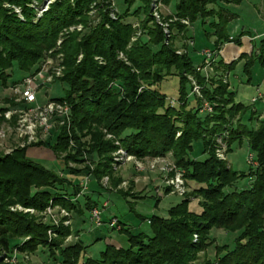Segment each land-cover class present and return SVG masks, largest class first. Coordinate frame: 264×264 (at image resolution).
<instances>
[{"label":"trees","instance_id":"1","mask_svg":"<svg viewBox=\"0 0 264 264\" xmlns=\"http://www.w3.org/2000/svg\"><path fill=\"white\" fill-rule=\"evenodd\" d=\"M170 1L174 3L175 17L190 25L198 19L203 25L209 19L215 37L212 51L220 50L226 43L241 46L243 32L231 39L226 34V25L234 18L219 5L226 0H165L166 4ZM93 2L54 0L37 18L36 8L44 0H0V85H16L34 73L42 56L40 47L50 49L61 29L85 23V14ZM122 4L125 10L116 11L115 20L102 12L103 23L81 41L76 42L75 34L70 36L65 48L66 71L56 81L66 86V91L51 100L68 104L74 139H78L76 132L86 129L92 142L88 153L106 155L108 162L98 164V178L104 173L102 169H109L108 154L116 149L112 141L103 140L98 131L102 128L118 140L128 155L143 158L169 154L176 168L183 171L186 185L194 186L191 193L200 199L199 210H190L189 201L183 200L168 210L167 218L151 217L149 233H132L115 217L105 221L100 218L110 231L125 235L128 247L108 244L97 257L85 258L90 245L78 238L85 233L82 228L73 232L76 242L62 248L63 240L72 233L68 228H55L36 216L10 211L9 206L15 204L36 213L48 206H59L83 216L86 211L90 214L93 208H99L89 190L79 196L81 175L77 171L69 170L66 176H59L28 160L24 149L16 156L0 158V253L4 255L1 258L0 254V263L16 247L18 252L28 254L42 248L52 264H264V117L258 119L252 110L245 118L247 107L234 102L235 92L230 90L229 81L223 80L225 73L234 70L240 61L244 62L242 71L248 83L254 65L264 70V39L254 42L249 54L242 53L229 63L219 55L213 63L212 76L206 78L202 72H195L185 54L177 55L172 46L164 45L162 29L148 17V0H120L119 6ZM103 5L110 7L109 2ZM141 14L144 38L131 42L134 31L127 19ZM169 27L177 32L188 31L179 22ZM119 52L127 63L118 59ZM79 53L82 59L76 63ZM95 56L102 58L104 64H98ZM16 72L22 78L8 83ZM190 75L200 86L201 99L191 94L187 79ZM170 76L178 81L176 97L160 90ZM204 102L211 112L202 110ZM243 139L255 167L237 172L226 160H220L216 151L222 148L228 156ZM66 142L67 136L61 133L55 145L48 144L46 148L57 154ZM245 179L249 184L238 189L239 182ZM94 182L99 187L97 178ZM118 195L126 198L122 192ZM112 220H116V225L110 227ZM50 228L57 237L48 239ZM212 229L236 233L234 245H215V259H200V253L204 255L213 245L209 236ZM21 238L26 239L19 243Z\"/></svg>","mask_w":264,"mask_h":264},{"label":"rangeland","instance_id":"2","mask_svg":"<svg viewBox=\"0 0 264 264\" xmlns=\"http://www.w3.org/2000/svg\"><path fill=\"white\" fill-rule=\"evenodd\" d=\"M53 1L54 0H44V3L40 6V8H42V13L47 10L49 4ZM107 1L110 7L103 8V3H108ZM107 1L94 0L85 14V23L78 22L61 29L56 37L54 46L50 49L45 50V45L40 47L42 56L37 70L44 62H47V74L51 79L47 81L44 76L37 80L39 88L35 92V96L39 106H44L51 99L62 97L66 91V86L56 81L60 80L66 71L65 48L68 46L70 36L75 34L76 42H79L87 36L94 27L103 23V13H106L111 20H115L116 11L123 12V10H125L123 4L119 6L120 0ZM148 1V17L162 29L164 34V45L172 46L177 55L185 54L190 59L196 73L202 72L206 78L212 76V72L209 69L203 68V63L199 65L201 61L203 62L204 50L202 51V48L210 50L214 48L212 43L214 37L212 36V32L214 29L208 23L209 19H207L203 25L199 19L193 22L192 28L188 31L189 35L192 36V38H190L187 36L186 32H177L175 29L171 30L169 27L179 22L184 25L187 30L190 28L189 21L178 19L173 14L172 6L174 3L172 1H170L169 4H166L165 0ZM257 3L258 0H240L239 2L226 0L220 2L219 5L239 15L238 19L240 22H236L238 26L242 27V25H247L251 29L264 31V22L258 17L254 7H251V5ZM35 5L36 4L33 3L32 6ZM4 6L7 8L10 7L8 4H4ZM136 6L135 4L133 8ZM40 8H36L37 18L41 16L38 12ZM13 11L18 13L19 9L13 7ZM143 18V14H141L138 18L133 16L127 19V21L132 24L134 31L131 42H134L137 38H144L145 31L142 29L140 23ZM229 25V23L226 25V31H228ZM209 37L211 38L209 39ZM192 45L195 46V51ZM236 50L237 47L235 44L225 46L221 53L223 60L225 62L232 61ZM76 59V63L81 61L82 54L79 53ZM118 59L127 63L126 57L122 52L118 53ZM94 60L98 62V64H104L102 58L98 56H95ZM242 65L241 63L236 66L234 70L226 72L225 76H223V80L227 83L229 81L230 87H233L235 92L234 102L241 103L247 107L245 113V118H247L250 116L253 106L256 110H263L264 108V100H259L258 103L251 105V107L248 102L250 98L256 97L258 93L264 98V78H257L258 74H256V83L259 86L247 85V78L242 71ZM258 70L259 68L256 67L255 73H258L256 72ZM21 78V74L16 72L13 77L9 78L8 83L20 80ZM187 79L192 88L191 94L200 98L201 90L195 78L190 75ZM238 80L242 81V83H237ZM177 82V78L174 76L166 78L160 86L161 92L167 96L176 97ZM10 87L11 86L3 87L0 85V158L16 156L17 152L26 149L25 157L28 160L47 170L57 172L59 176H66L65 174L68 173L69 170L77 171V174L81 175L78 183L81 187L79 196L88 193L89 190L91 199L98 202L99 205V208H93L90 214L86 211L83 216H77L75 213L68 212L59 206H48L42 213H36L33 209L23 208L18 204L9 206L12 212L27 213L29 216H36L40 218L43 223L52 224L55 228L60 225L68 228L72 233L63 240L61 244L62 248L72 246L76 242L77 236L73 233L77 229L76 223H78V225L80 224L78 228L81 227L85 230V233H83L82 236L79 235L78 238L82 237V241L85 240L86 244L90 245L85 258L97 257L99 252L108 244L117 246L118 248L128 247L125 235L119 234L117 231H110L109 227L102 225L101 221L99 225L97 224L92 215V211L95 209L100 211V213L103 211L100 215L103 221L115 217L124 228L129 229L132 233H149L150 227L148 225V220L151 217L159 216L167 218L168 210L183 200L189 201L188 207L190 210H199L198 202L200 199L191 193L194 186L191 184L186 185L185 182L184 187L177 185L178 181L174 179L176 175L174 168H176V166L169 154L162 157L147 156L143 158L128 155L120 146L118 140L102 128H98V131L103 135V140L112 141L116 149L114 152L108 154L110 158L109 169L107 171L102 169L104 173L98 178L96 176L98 164L108 162L105 159L106 155L88 153L87 149L92 142L91 135L87 134L86 129H83L82 132H76L75 134L78 139H74V134L72 132L74 127L72 125L70 111L67 114L54 113L50 115L47 121V128L37 127L35 130L33 142L27 143L24 139L18 138L17 131L19 129L20 120H22V114L20 115L19 110H21L23 100L19 92L11 90ZM205 103L206 102H204V104ZM28 114L29 115L24 116V118L30 117L33 121H37L35 117V114H37L36 112ZM258 119H262V117L259 116ZM61 133L67 136V142L63 150L54 154L46 147L48 144L55 145L57 136ZM224 156V159H219L222 161L226 160L227 164H229L234 171L246 172L249 167H255L245 139H243L239 145L235 144L232 152L228 154V156L225 154ZM0 175L3 174L0 173ZM95 178L98 179L100 188L96 186L94 182ZM249 182L248 179L240 181L238 189H241L242 186L246 187ZM171 187H173L174 190ZM118 192L126 194V198L123 199L118 195ZM90 215L91 217L89 218ZM99 226L101 227L99 228ZM54 232L55 230L52 228L47 231L48 239L57 237ZM209 236L210 239L213 240V245L206 250L204 255L200 253V259L204 258V256L212 260L215 259V245H226L228 248L233 247L236 233H227L224 229H212ZM95 238H99L100 240H96ZM25 239L26 238H21L18 242H23ZM196 240L197 237L194 235L193 242L195 243ZM0 254L1 258L2 256L4 257L3 252ZM0 264L52 263L48 259L47 252L42 248H39L34 254H28L26 252L20 253L17 248L14 247L9 257H6Z\"/></svg>","mask_w":264,"mask_h":264},{"label":"built area","instance_id":"3","mask_svg":"<svg viewBox=\"0 0 264 264\" xmlns=\"http://www.w3.org/2000/svg\"><path fill=\"white\" fill-rule=\"evenodd\" d=\"M40 15L42 14V8L38 11ZM19 13V11H18ZM242 32L245 30L244 28H241ZM241 33V32H240ZM232 37H230L231 39ZM222 49V47H221ZM220 50L212 51V50H204L203 51V64L205 69H209L211 72H213V63L218 59V56L220 55ZM48 66L47 62H44V64L37 70L35 73H32L31 75L25 77L20 83L16 85H12L10 87L13 91H18L21 99L23 100V104L21 107V110H19V113L21 115L20 125L19 129L17 131L18 138L24 139L27 143H31L34 141V134L37 127L47 128V121L49 119V116L54 113H64L67 114L70 111V108L68 104L65 101H54L49 100L44 106H39L37 104V99L35 96V92L38 90L39 85L37 84V80L40 77H46L47 81H49L51 78L47 74ZM37 84V85H36ZM261 95L258 93V95L251 99V104H254L256 101L261 100ZM170 103L173 105L174 101H170ZM204 111L211 112V107L205 103L203 104ZM35 117L37 118V121H33L32 118H24V116L29 115L28 113H34ZM216 155L220 159H224V149L220 148L216 151ZM251 158V157H250ZM251 160V159H250ZM176 175L174 177L175 181H178L177 185L180 187H184V179H183V172L181 170H177L174 168ZM173 189V187H171ZM174 190V189H173ZM93 218H95L97 224L100 223V211L93 210L92 211ZM110 227L116 225V220H112L110 222Z\"/></svg>","mask_w":264,"mask_h":264},{"label":"crops","instance_id":"4","mask_svg":"<svg viewBox=\"0 0 264 264\" xmlns=\"http://www.w3.org/2000/svg\"><path fill=\"white\" fill-rule=\"evenodd\" d=\"M251 7H254V9L257 11V15H258V17L264 22V0H258V3L257 4H253V5H251ZM227 10V9H226ZM228 11V10H227ZM229 13H231V14H233L234 15V18L232 19V20H230V22H229V29H228V31H226V34L228 35V37L230 38V37H235V36H237V35H239L240 34V32H242V30H241V28H244L245 30L243 31V35L240 37V40H241V46H236L237 47V50H236V52L234 53V59L233 60H236L239 56H240V54H242V53H245V54H249L250 53V51H251V45L254 43V42H256V41H258V40H260V39H264V31H260V30H257V29H251L249 26H247V25H242V27H240V26H238L237 25V23L236 22H240L239 21V19H238V14L237 13H234V12H230V11H228ZM234 22V23H233ZM236 23V24H235ZM192 25H193V23L190 25V28L188 29V31L192 28ZM188 31H187V36L188 37H190V38H192V36H190L189 35V33H188ZM211 37H209V39H210ZM214 41H215V37H213V42L212 43H214ZM247 41V42H246ZM230 44H233V43H226V44H224V46H223V49L221 50V52H220V59H222L223 60V58H222V55H221V53L223 52V50H224V47L225 46H227V45H230ZM194 48H195V46H193ZM193 48V49H194ZM204 50V48H202V51ZM232 60V61H233ZM224 61V60H223ZM225 62V61H224ZM231 62V61H230ZM225 63H229V62H225ZM243 64L244 62L243 61H240L239 63H237V65L236 66H238L239 64ZM235 66V67H236ZM242 67H243V65H242ZM256 67H258L257 65H254L253 67H252V80H251V82H246V84L247 85H252V86H256L257 85V83H256V78H255V75L256 74H258L257 75V78H264V70L263 69H261V68H259V70L258 71H256V72H258V73H255V69H256ZM237 83H239V84H241L242 83V81H240V80H238V82ZM230 84V83H229ZM259 85H257L256 87H258ZM230 90L231 91H234L233 90V87H230ZM255 97V96H254ZM254 97H252V98H254ZM252 98H250V100L248 101L249 102V106L251 107V105H255L256 103H258V101H256L254 104H251V99ZM261 100H264V98H261ZM260 100V101H261ZM263 103H264V101H263ZM253 110H254V112L258 115V116H260V117H264V108H263V110H256L255 108H254V106H253ZM76 225V228H78V226H80V224L78 225V223H76L75 224ZM81 228V227H80Z\"/></svg>","mask_w":264,"mask_h":264}]
</instances>
